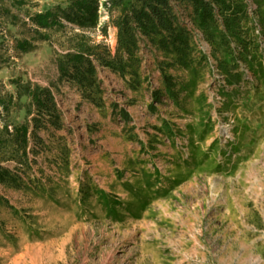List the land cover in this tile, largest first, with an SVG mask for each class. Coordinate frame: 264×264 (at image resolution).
I'll use <instances>...</instances> for the list:
<instances>
[{
	"label": "rangeland",
	"instance_id": "1",
	"mask_svg": "<svg viewBox=\"0 0 264 264\" xmlns=\"http://www.w3.org/2000/svg\"><path fill=\"white\" fill-rule=\"evenodd\" d=\"M17 1L0 0V83L49 89L62 128L40 129L45 152L0 186V264H264L263 1L244 0L246 54L198 32L190 65L142 45L140 68H98L96 102L60 80L67 34L33 33V15L67 0ZM106 1L91 36L114 51Z\"/></svg>",
	"mask_w": 264,
	"mask_h": 264
},
{
	"label": "trees",
	"instance_id": "2",
	"mask_svg": "<svg viewBox=\"0 0 264 264\" xmlns=\"http://www.w3.org/2000/svg\"><path fill=\"white\" fill-rule=\"evenodd\" d=\"M8 2L12 8L23 5L17 0ZM99 7L100 0H67L65 6L30 18L33 33L42 42L50 39L44 32L67 34L68 53L61 55L58 62L60 80L76 86L82 97L91 101L101 94L98 68L121 75L132 67L140 68L137 56L142 45L173 54L177 59L172 65L185 66L191 63L188 59L196 32L210 43L214 53L227 47L231 55L230 43L234 42L240 53L246 54L255 43L247 40L242 26L248 19L244 0H107L102 8L110 14V23L116 29V48L112 51L91 36L99 24ZM262 8L257 7V15L264 27ZM187 20L190 24H186ZM101 31L106 36L107 26ZM31 46L29 41L17 42L16 49L25 53ZM166 81L167 87H172L171 80ZM10 84L15 86V92L0 83V186L16 188L36 164V157L45 152L37 132L47 126L60 130L62 113L49 89L22 84L19 79ZM23 98L26 104H21ZM21 110L25 112L23 124L16 121ZM28 117H32L33 126Z\"/></svg>",
	"mask_w": 264,
	"mask_h": 264
}]
</instances>
